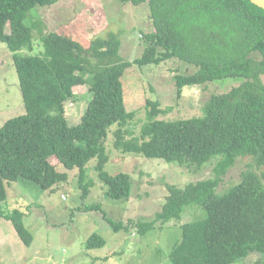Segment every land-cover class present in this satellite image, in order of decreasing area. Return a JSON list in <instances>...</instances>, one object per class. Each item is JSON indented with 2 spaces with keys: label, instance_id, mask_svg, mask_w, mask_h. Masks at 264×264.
Masks as SVG:
<instances>
[{
  "label": "trees",
  "instance_id": "trees-1",
  "mask_svg": "<svg viewBox=\"0 0 264 264\" xmlns=\"http://www.w3.org/2000/svg\"><path fill=\"white\" fill-rule=\"evenodd\" d=\"M60 1L0 0V43L13 53L26 109L0 129V220L13 224L26 247L32 244L23 213L3 209L6 183L24 179L51 189L65 182L68 174L56 171L53 158L68 170H79L84 194L89 190L83 183L86 165L98 158L96 170L106 186L105 197L130 198L132 177L104 171L108 156L103 143L110 128L118 125L116 147L124 153L187 169L214 164L211 178L183 188L170 186L162 210L137 224L146 235L158 223L179 220L186 207L198 209L195 219L200 218L181 226L172 264H236L250 253L264 254V183L254 171L264 168V9L249 0H125L150 7L154 32L144 37L148 46L142 58L121 62V41L115 35L86 49L56 32H41L42 55H22L34 49L33 31L42 25L27 26L29 12ZM256 54L260 60L253 57ZM173 58L197 69L192 75L175 76L179 96L187 86L231 78L241 83L212 96L203 116L181 122L159 120L158 104L149 102L141 137L125 141L121 127L131 124L135 113L125 105L124 71L133 64L159 65ZM86 85L91 100L80 123L70 126L65 105L75 99L76 87ZM242 158L253 163L238 184L219 192L223 175ZM84 210L103 212L115 232L131 224L109 219L101 205ZM105 244L95 234L87 247Z\"/></svg>",
  "mask_w": 264,
  "mask_h": 264
},
{
  "label": "rangeland",
  "instance_id": "rangeland-1",
  "mask_svg": "<svg viewBox=\"0 0 264 264\" xmlns=\"http://www.w3.org/2000/svg\"><path fill=\"white\" fill-rule=\"evenodd\" d=\"M33 22H42V25L33 31L34 49L21 52L25 56L44 53L42 33H59L86 49L98 39L106 40L115 35L121 41L120 61L133 62L146 51L148 44L144 37L154 32L149 5H135L125 0H62L52 7L32 9L25 24L31 26ZM253 57L261 59L257 54ZM196 70L176 58L159 65L128 67L122 77L124 98L127 110L134 112L135 117L131 124L121 127L124 140L141 137L142 128L148 122L146 105L149 102L158 104L162 112L159 120L181 122L203 116L212 96L241 83L231 78L187 86L179 96L175 76L192 75ZM74 93L75 99L65 105L70 126L80 123L92 97L88 85L76 87ZM24 114L26 109L13 53L5 43H0V129L9 120ZM118 129V125L112 126L103 143L108 156L104 171L110 176L129 174L133 179L131 197L122 200L105 197L106 186L96 170V157L85 168L83 183L89 185L86 194L80 187L79 170H68L51 159L57 172L68 174L65 182L51 189H43L24 179L6 183L7 199L3 209L23 213L22 222L32 236V244L26 247L13 224L2 218L0 264H172L170 255L182 239L181 226L198 220L200 217L195 219L200 214L198 209L186 207L179 220L166 225L158 223L146 235L140 233L137 224L155 218L162 210L170 186L183 188L189 183L207 180L213 176L214 164L200 170L187 169L160 159L124 153L116 147L114 132ZM252 161L242 158L228 169L219 192L238 184ZM254 171L264 183V168H254ZM91 205H101L109 219L128 225L130 222V226L115 232L103 212L84 210ZM95 234L106 244L89 249L87 242ZM236 264H264V254L250 253Z\"/></svg>",
  "mask_w": 264,
  "mask_h": 264
},
{
  "label": "water",
  "instance_id": "water-1",
  "mask_svg": "<svg viewBox=\"0 0 264 264\" xmlns=\"http://www.w3.org/2000/svg\"><path fill=\"white\" fill-rule=\"evenodd\" d=\"M251 3L256 5L257 7L264 9V0H249Z\"/></svg>",
  "mask_w": 264,
  "mask_h": 264
},
{
  "label": "clouds",
  "instance_id": "clouds-1",
  "mask_svg": "<svg viewBox=\"0 0 264 264\" xmlns=\"http://www.w3.org/2000/svg\"><path fill=\"white\" fill-rule=\"evenodd\" d=\"M59 34V33H58Z\"/></svg>",
  "mask_w": 264,
  "mask_h": 264
}]
</instances>
